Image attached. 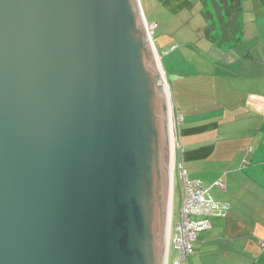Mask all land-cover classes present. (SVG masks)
Here are the masks:
<instances>
[{"label": "water", "instance_id": "obj_1", "mask_svg": "<svg viewBox=\"0 0 264 264\" xmlns=\"http://www.w3.org/2000/svg\"><path fill=\"white\" fill-rule=\"evenodd\" d=\"M143 15L0 0V264L168 261L172 140Z\"/></svg>", "mask_w": 264, "mask_h": 264}, {"label": "crops", "instance_id": "obj_2", "mask_svg": "<svg viewBox=\"0 0 264 264\" xmlns=\"http://www.w3.org/2000/svg\"><path fill=\"white\" fill-rule=\"evenodd\" d=\"M156 2L149 1L148 12ZM239 9L237 41L225 46L207 35L216 47V104L180 105L177 166L202 178L215 200L230 203L194 243L197 251L215 254L214 264H264V0H242ZM196 253L188 262L196 264Z\"/></svg>", "mask_w": 264, "mask_h": 264}, {"label": "rangeland", "instance_id": "obj_3", "mask_svg": "<svg viewBox=\"0 0 264 264\" xmlns=\"http://www.w3.org/2000/svg\"><path fill=\"white\" fill-rule=\"evenodd\" d=\"M149 1L141 0V3L145 8L147 28L159 54L158 58L168 86L175 118L176 156L169 241L171 250L170 256L168 252V261H166V264H174L178 250L174 251L173 232L175 234L176 224L180 221V208L184 194V180L177 167L180 123H183L180 105L187 104L192 107L209 105V108H212L216 104V47L208 40L207 35L215 43L217 39L225 46L237 41L241 2L239 3V0H180L179 7L173 8L167 4L166 0H158L160 2L155 3V12L153 10L150 13L147 7ZM203 12L206 13L209 21L208 26ZM154 22L157 25L155 29H151ZM195 252H197L194 256L196 264L216 262L213 253L205 255L203 249L197 251V246L193 253ZM188 263L192 264V259Z\"/></svg>", "mask_w": 264, "mask_h": 264}, {"label": "built area", "instance_id": "obj_4", "mask_svg": "<svg viewBox=\"0 0 264 264\" xmlns=\"http://www.w3.org/2000/svg\"><path fill=\"white\" fill-rule=\"evenodd\" d=\"M156 25L157 23H152L151 29H155ZM177 167L184 180V194L180 221L175 228L174 244L178 254L174 264H189L188 257L194 252V243L199 232L211 228L212 217L225 214L230 203L215 200L202 180L190 178L183 164ZM217 183L223 185L221 181Z\"/></svg>", "mask_w": 264, "mask_h": 264}, {"label": "bare ground", "instance_id": "obj_5", "mask_svg": "<svg viewBox=\"0 0 264 264\" xmlns=\"http://www.w3.org/2000/svg\"><path fill=\"white\" fill-rule=\"evenodd\" d=\"M144 17V15H143ZM146 26H147V21L146 18L144 17ZM148 33V37H149V41H150V45L151 48L153 49L154 53H155V59L157 60V66L159 69V73L161 75V80H162V85H163V90H164V95H165V100H166V105H167V111H168V118H169V125H170V132H171V140H172V171L173 174L169 175L170 177V185H171V204H172V196H173V181H174V170H175V156H176V152H175V148H176V131H175V118L173 115V111H172V102L170 100V96H169V91H168V86L165 80V76H164V72L162 70V67L160 65L159 62V58L157 55L158 53L155 50V47L153 45V39L151 38V33L149 32V30L147 31ZM170 215H171V206H170ZM169 241H170V225H169ZM168 252H169V242H168ZM168 252H167V256H168Z\"/></svg>", "mask_w": 264, "mask_h": 264}, {"label": "trees", "instance_id": "obj_6", "mask_svg": "<svg viewBox=\"0 0 264 264\" xmlns=\"http://www.w3.org/2000/svg\"><path fill=\"white\" fill-rule=\"evenodd\" d=\"M242 0H239V3L241 2Z\"/></svg>", "mask_w": 264, "mask_h": 264}]
</instances>
